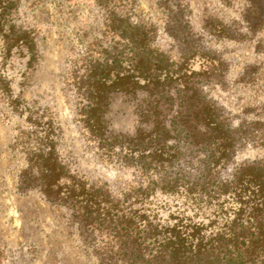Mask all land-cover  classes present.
Here are the masks:
<instances>
[{
  "label": "rangeland",
  "instance_id": "obj_1",
  "mask_svg": "<svg viewBox=\"0 0 264 264\" xmlns=\"http://www.w3.org/2000/svg\"><path fill=\"white\" fill-rule=\"evenodd\" d=\"M143 39L154 58L205 75L195 87L237 138L211 183L264 163V0H0V264H118L119 240L46 199L42 160L52 145L66 171L114 197L159 181L83 140L67 82L73 55ZM205 156L191 153L181 171L207 181Z\"/></svg>",
  "mask_w": 264,
  "mask_h": 264
},
{
  "label": "trees",
  "instance_id": "obj_2",
  "mask_svg": "<svg viewBox=\"0 0 264 264\" xmlns=\"http://www.w3.org/2000/svg\"><path fill=\"white\" fill-rule=\"evenodd\" d=\"M146 41L73 55L67 82L83 140L101 158L159 181L114 197L107 184L66 171L51 145L42 193L77 212L90 231L119 240L118 264H264V163L242 162L211 183L237 138L195 87L205 75L185 61L154 58ZM200 151L202 183L181 171V160Z\"/></svg>",
  "mask_w": 264,
  "mask_h": 264
}]
</instances>
